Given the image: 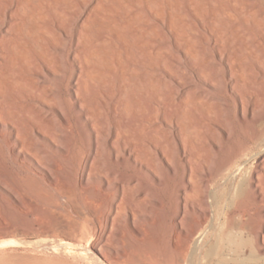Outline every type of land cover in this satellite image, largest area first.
<instances>
[{
    "label": "bare ground",
    "instance_id": "obj_1",
    "mask_svg": "<svg viewBox=\"0 0 264 264\" xmlns=\"http://www.w3.org/2000/svg\"><path fill=\"white\" fill-rule=\"evenodd\" d=\"M255 1L0 0V146L10 148L17 160L25 159L33 179L58 186L77 127L89 146L80 185L101 209L105 232L119 234L117 218L126 205L133 234L144 236L149 222L137 223V216L148 220L146 210H164L170 185L179 177L168 228L170 251L160 256L164 264H190L193 254L218 258L228 242L234 244L228 249L238 253L232 264H261L264 205L258 210L261 224H248V236L235 237L230 220L220 239L204 250L202 224L210 216L197 197L207 198L211 183H218L232 162L229 156L213 167L211 150L223 146L214 140L199 152L201 127L190 118L205 113L213 138L232 107L231 92L244 124L264 125V14ZM196 77L220 87L221 94L201 88ZM65 82L71 87L66 104L77 109L75 124L63 102ZM255 94L257 102L249 104ZM53 105L55 122L37 127L38 115ZM29 130L35 136L30 140L25 137ZM39 135L57 151L48 152ZM225 137L231 140V132ZM180 154L185 161L181 173ZM126 166L132 172L121 170ZM245 181L235 194L264 202V160ZM69 182L61 185L67 196L74 192ZM0 189L5 193L0 192V209L25 208L27 197L18 187L0 180ZM117 245L111 257L93 247L101 264L128 259Z\"/></svg>",
    "mask_w": 264,
    "mask_h": 264
},
{
    "label": "rangeland",
    "instance_id": "obj_2",
    "mask_svg": "<svg viewBox=\"0 0 264 264\" xmlns=\"http://www.w3.org/2000/svg\"><path fill=\"white\" fill-rule=\"evenodd\" d=\"M255 3L256 6L261 8L259 13L264 14V0H256ZM89 7L91 8L92 4H90ZM259 18L260 16H258V19ZM196 83L201 88L210 90L213 94H221L220 87H209L206 82L201 81L197 77ZM68 85V82L64 83L63 102L66 106L68 115L75 124L77 121V109L74 106L66 104L67 99H69L71 95V87ZM263 85L264 80L260 83V89L263 95L262 101L264 103ZM232 96L233 94L229 92L227 99L232 107H229L225 115L226 118L222 121V123L225 122V124L221 123L217 126L219 130L213 137L214 139L212 138V134H209L211 130L206 127L210 124V121L205 113L199 112L201 115L199 113L191 114L190 117L197 121L201 127L199 136L202 140L197 144V150L203 153L211 147V144L219 142L223 147L211 150L214 156L212 161L215 162L213 167L215 168L220 161L229 156L232 162L226 171L227 175L225 174L224 177H220L218 183H211L207 198L197 197L196 203L201 205L210 216L202 224V233H205L206 236L204 243L205 251L220 239L225 224L230 222V220H232V224H234L232 229L236 231L233 233L235 237L238 235L248 236V231L246 230L248 224H252L254 227L261 224L259 211L264 205V202L257 196L247 195L248 197H238L237 194L246 182L248 171L256 170L258 165L264 160V125H261V127L260 124L253 125L250 120L247 124H244ZM190 99L194 101L193 98ZM256 99L257 94L252 97L249 104L257 102ZM44 109L42 110L46 113L43 112L37 117L39 120V125H37V127L42 126L41 124L43 122H51V120L53 121V118H55L53 117L56 115L55 111L57 110L55 105H53L52 108L45 106ZM216 117L215 114L211 115L213 119H216ZM22 122L27 128L31 127V123L28 119ZM206 128L208 130H206ZM227 131H230L232 134L231 140L225 137ZM10 133L11 130L8 129L6 135L7 139ZM183 133L185 135V131H183ZM75 135L76 138L71 145V157L69 160L63 161V167L58 172V186L52 185L42 179H33L26 170V166L28 165H26L25 159L17 160L13 153H11L10 148L5 145L0 146V180L6 182L8 185H15L24 193L23 195L27 197L23 210H12L9 212L3 208L0 209V237H45L50 239L49 244H43L40 248L33 250L0 249V264H101L100 258L96 256L93 247L99 248L106 256L111 257V248L116 247L114 246L116 244H118V248H121L124 252L126 251L128 259H126L123 264H164L160 256L162 253L165 254L170 251L169 229L176 210L173 191L175 186L181 183V178L178 177L171 183L170 189L165 197L166 207L164 210L159 207L146 210L150 211V216L152 217L148 220L142 215L137 216V223L149 222L144 236L133 234V229L130 226L131 224L128 218V208L125 207L126 205H124L121 214L117 218L116 226L119 230V234H110L108 231L105 232L104 222L100 219L102 217L101 209H99L97 205L93 206L94 204L91 203L89 199V193L83 191L80 185L79 176L82 171L83 160L88 154L89 146L83 144L80 131L77 127H75ZM39 136L41 144L46 147L48 152L57 151L55 149L56 147L49 144L42 135ZM25 137L30 140L35 136L29 130ZM203 140L205 141L203 142ZM179 160L182 162L179 168L181 173L185 165V161L181 154ZM121 170L125 173L132 172L129 171L127 166L122 167ZM63 180L70 181L69 183L74 189L73 195L67 196L63 193L61 189ZM95 183L96 180L92 179L90 185L93 187ZM0 192L4 193L1 189ZM109 197L111 198L112 196ZM198 198L200 199L198 200ZM145 208L146 206L140 204V209L145 210ZM50 219L53 220L54 224L51 223ZM239 219L241 223H244L238 225L239 221L237 220ZM107 236L109 239L105 238ZM69 241L78 243L83 248L81 250H75L71 248L51 249L49 247V245L61 246ZM228 243L225 247L226 250L218 258L208 260L203 256L199 259L196 254H193L189 262L192 260V264H232V259H237L238 253L230 251L228 248H233L234 244ZM87 247L91 254L86 250ZM261 264H264V260L261 261Z\"/></svg>",
    "mask_w": 264,
    "mask_h": 264
},
{
    "label": "water",
    "instance_id": "obj_3",
    "mask_svg": "<svg viewBox=\"0 0 264 264\" xmlns=\"http://www.w3.org/2000/svg\"><path fill=\"white\" fill-rule=\"evenodd\" d=\"M50 239L45 237H37V238H22V237H13V236H5L0 237V249H37L40 248L43 244H49ZM51 249H59V248H71L75 250H81L83 247L75 242H66L61 246H52L49 245ZM102 264H105L102 262Z\"/></svg>",
    "mask_w": 264,
    "mask_h": 264
}]
</instances>
